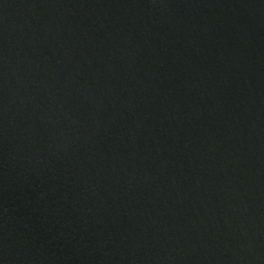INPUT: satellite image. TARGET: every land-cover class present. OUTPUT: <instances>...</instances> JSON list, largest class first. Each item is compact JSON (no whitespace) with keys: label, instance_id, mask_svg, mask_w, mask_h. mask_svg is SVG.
<instances>
[{"label":"water","instance_id":"water-1","mask_svg":"<svg viewBox=\"0 0 264 264\" xmlns=\"http://www.w3.org/2000/svg\"><path fill=\"white\" fill-rule=\"evenodd\" d=\"M0 264H264V0H0Z\"/></svg>","mask_w":264,"mask_h":264}]
</instances>
